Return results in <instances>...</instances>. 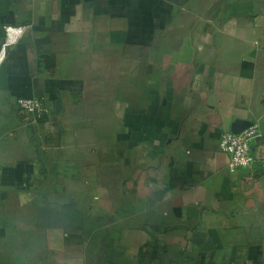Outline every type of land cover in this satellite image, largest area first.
Masks as SVG:
<instances>
[{"label": "crops", "instance_id": "0c3cea01", "mask_svg": "<svg viewBox=\"0 0 264 264\" xmlns=\"http://www.w3.org/2000/svg\"><path fill=\"white\" fill-rule=\"evenodd\" d=\"M6 27L0 264H264V177L220 151L264 131V0H0Z\"/></svg>", "mask_w": 264, "mask_h": 264}, {"label": "built area", "instance_id": "2783aa9c", "mask_svg": "<svg viewBox=\"0 0 264 264\" xmlns=\"http://www.w3.org/2000/svg\"><path fill=\"white\" fill-rule=\"evenodd\" d=\"M25 27H6L5 42L0 52V67L4 62L6 49L16 43L26 33ZM15 109L33 126L50 114V107L43 98H19L14 103ZM264 139V131L259 125H253L239 135L225 133L220 141V151L229 156L228 169H253L264 157L256 159L253 155L254 145Z\"/></svg>", "mask_w": 264, "mask_h": 264}, {"label": "water", "instance_id": "95a60500", "mask_svg": "<svg viewBox=\"0 0 264 264\" xmlns=\"http://www.w3.org/2000/svg\"><path fill=\"white\" fill-rule=\"evenodd\" d=\"M252 126H253L252 122L236 120L234 121L232 126V133L235 135H239Z\"/></svg>", "mask_w": 264, "mask_h": 264}, {"label": "trees", "instance_id": "16d2710c", "mask_svg": "<svg viewBox=\"0 0 264 264\" xmlns=\"http://www.w3.org/2000/svg\"><path fill=\"white\" fill-rule=\"evenodd\" d=\"M262 105L264 106V100L262 101ZM255 176L257 178H263L264 177V162H258L255 165Z\"/></svg>", "mask_w": 264, "mask_h": 264}]
</instances>
